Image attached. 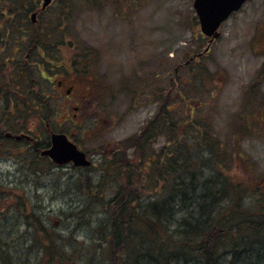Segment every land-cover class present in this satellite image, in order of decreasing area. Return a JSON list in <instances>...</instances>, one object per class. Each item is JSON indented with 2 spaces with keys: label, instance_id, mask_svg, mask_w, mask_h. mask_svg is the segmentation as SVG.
Returning a JSON list of instances; mask_svg holds the SVG:
<instances>
[{
  "label": "trees",
  "instance_id": "trees-1",
  "mask_svg": "<svg viewBox=\"0 0 264 264\" xmlns=\"http://www.w3.org/2000/svg\"><path fill=\"white\" fill-rule=\"evenodd\" d=\"M9 2L5 0L3 6ZM11 2L13 6L8 7L15 8L16 15L18 10L28 14L27 8H34L30 0ZM67 17L65 11L61 12L56 17L58 24L41 27L40 32L29 17H18L8 26V33L10 38L19 36L21 40L17 37V41L3 44L0 39V47L4 45L0 56V164L12 163L15 170H8L3 179L16 187L9 189L0 179V201L15 194L17 198L11 215L0 209V264H264V193L258 204L252 202L254 197L247 194L248 189L233 182L227 163L236 156L242 157L241 150L227 158L209 123L200 127L180 119L173 109L177 103L169 102L170 95L163 99L167 101H163L157 115L130 141L139 156L136 181L134 165L130 163L135 155L131 154L128 162H118L116 153L110 157L102 155L101 174L107 179L106 184L118 187L114 197L102 203L106 191H100L102 184L94 183L89 173L96 163L91 167L73 166L84 172L80 173V181L72 182L77 189L72 192L87 201L85 208L78 202L68 205L72 212L62 215L65 221H73V226H69L73 229L78 222V229L89 232L84 226L92 227V220L85 219L93 200H99L96 205L101 207L106 203V218L88 233L89 244L86 240L84 246L85 242L76 239L72 229L71 242L66 243L59 229L51 222L47 224L49 208L45 209L43 203L31 205L32 195L42 200L52 195L50 191L39 194L42 181L58 176L59 185L53 191L59 193L64 182L61 178L71 176L67 172L74 169L71 164L59 166L42 155L51 146V120L55 122L62 110L59 100L47 97L52 89L47 77L64 73L66 63L59 49L71 39L64 22ZM11 46L27 49V54L31 50L39 79L34 75V65L22 64L9 55ZM192 60L185 66L192 65ZM10 65L15 68L12 74L6 71ZM197 73L192 66L193 80ZM34 88H38V94ZM33 114L38 116V124L27 129V117ZM22 133L31 134L37 144L7 136ZM158 138L165 139V144L158 151L150 150L148 146ZM235 149L236 145L232 151ZM120 164L119 169L114 167ZM96 191L101 195L93 197L91 192ZM147 191L154 195L147 198L142 193Z\"/></svg>",
  "mask_w": 264,
  "mask_h": 264
},
{
  "label": "rangeland",
  "instance_id": "rangeland-1",
  "mask_svg": "<svg viewBox=\"0 0 264 264\" xmlns=\"http://www.w3.org/2000/svg\"><path fill=\"white\" fill-rule=\"evenodd\" d=\"M8 1L7 4L13 6L14 3ZM96 1L98 6H95L94 0H57L45 14V21L39 22L36 27L38 32L41 27H53L58 24L56 17L61 12L68 14L64 22L71 39L59 49L66 63L64 73L59 76L67 81L68 86L76 85V92L84 93L86 87L97 91L98 99L85 104L80 101L78 104L72 98L62 102V110L51 123L53 128L67 133L69 138H77L93 164L96 163L89 173L94 183L102 184L100 191H106L101 202L114 197L118 188L114 183L106 184L107 179L101 174L102 155L110 157L119 154L118 162H128L131 154L135 155L130 163L134 165L136 181L139 156L130 141L157 115L163 101H167L163 99L170 95L169 102H176L180 108H173L180 119H185L188 124L195 122L200 127L209 123L214 138L221 141V147L228 154L227 158L232 152L237 154L236 150H241L242 157L236 156L227 162L232 180L246 187L247 194L254 197L252 202L258 204L260 194L264 193V0H252L230 17L221 26L220 37L211 51L194 61L192 58L208 47V38L201 33L194 0ZM4 2L1 0L0 4ZM64 4L66 6H61ZM8 9L12 11L4 12L0 5V39L3 38V44L17 41L19 37L13 33L16 39L9 37L8 26L15 22L16 15L15 8ZM3 46L0 47V56L4 52ZM21 49L11 46L9 55L18 58L22 64L34 65V75L39 79L35 57L32 54L27 57V49ZM77 59L88 65L87 74L74 72L71 64ZM190 59L192 65L185 66ZM192 66L198 72L194 75L195 80L190 77ZM6 71L12 74L15 68L10 65ZM34 92L38 94V88H34ZM81 105L84 106L80 111L72 109ZM74 113L78 115L75 123H82L80 129L70 122L63 124ZM27 119V129H34L38 116L33 114ZM164 144L165 139L158 138L148 148L158 151ZM234 145L236 149L232 151ZM114 167L119 169L121 164ZM0 168V179L6 183L3 178L7 171L15 169L11 162L6 161L0 164ZM69 172L71 176L61 178L64 182L59 193L53 191L59 185L58 176L42 181L39 194L50 191L52 195L44 200L32 195L31 204L43 203L45 209L49 208L47 224L55 225L68 244L72 229L69 225L74 223L72 220L65 221L62 214L72 212L73 208L71 210L68 206L71 203L78 202L85 208L87 201L72 192H77L72 182L80 181L83 177L80 173L84 171L74 168ZM8 184L6 187L9 189L16 188L14 184ZM142 193L147 198L154 195L152 191ZM98 194L97 191L91 192L93 197ZM15 195L0 201V209L9 212V215L17 201ZM98 201L93 200L94 205L88 211L90 215L85 219L92 220V227L84 226L89 232L96 223L106 218V203L101 207L96 205ZM66 226L69 228L66 229ZM78 226L76 222L72 230L76 239L85 242L83 245L86 246V240L88 244L91 240L87 237L89 232L81 231Z\"/></svg>",
  "mask_w": 264,
  "mask_h": 264
},
{
  "label": "flooded vegetation",
  "instance_id": "flooded-vegetation-1",
  "mask_svg": "<svg viewBox=\"0 0 264 264\" xmlns=\"http://www.w3.org/2000/svg\"><path fill=\"white\" fill-rule=\"evenodd\" d=\"M4 1L5 0H2V2H4ZM30 1L32 4L31 6H33L34 8H31V9L27 8L28 14L25 11H19L18 10L17 12L19 15L15 14L16 17H14V19L16 20L18 17L27 19L28 15H29L31 24H34L37 26L39 24V22L41 23V22L45 21V16H46L45 14L47 12H49V10L53 7V5L56 3L57 0H52L51 3L47 7H44V0H30ZM61 6H66V5L64 4ZM2 8H3L4 12H10V9H8V4H6L5 6H3V4H2ZM234 14L235 13H233L231 15V17ZM207 42H208L207 46L209 47L208 52H205V53L200 52V53L196 54V57L202 58L203 56H205V54H208L211 51L212 45L214 44L215 41H213V43L210 46H209V40ZM30 56H31V50H29V55L27 57H30ZM74 61L75 62H72L71 67L73 68L75 73H81L82 75H85L89 72L88 65L85 64L83 61L78 60V59L74 60ZM76 61H78V63H76ZM26 64L29 66L28 63H26ZM85 67H86L87 71L85 70ZM61 68L62 67H60L59 69H61ZM60 74H62V72ZM60 74L51 75V77H47V78H49V80L51 79L50 85L52 87V89L48 93L47 97H50L52 99L55 98V99L59 100L61 103L72 98V100L77 101L78 104H79V101L81 104H85V103H88L90 101H94V100L98 99L97 98L98 95L96 94L97 91L95 89H88V87H86V91L84 93L76 92L75 91L76 85L68 86L66 84L67 81H65V79L61 78L59 76ZM83 106L84 105H81V107L80 106H73L72 109H74L76 111H80ZM262 110H263V107H262ZM77 116H78L77 113L72 114V116H68V118L66 119L67 121L65 120L63 124L70 122V123L74 124V126H76L80 129V126L82 125V123H78V124L75 123V118H77ZM59 124H60V126H62L61 123H59ZM47 125H48V127H50L49 122L47 123ZM54 133L66 134L67 137L69 138V135L67 133L63 132L62 130L57 129V131H55L53 128V130L51 131V136ZM30 135L26 134V133H22L21 135H16V136H12L11 134H7V136L9 138H14L15 140H18V141L25 140V141H28L30 144L36 145L37 140L32 135L31 136ZM17 137H20V139H17ZM72 138L73 139L69 138V140H71L73 143H75L79 147V149L85 151L82 148V146L80 145V143L78 142L79 140L73 136H72ZM85 153L89 157V155L87 154L86 151H85Z\"/></svg>",
  "mask_w": 264,
  "mask_h": 264
},
{
  "label": "water",
  "instance_id": "water-1",
  "mask_svg": "<svg viewBox=\"0 0 264 264\" xmlns=\"http://www.w3.org/2000/svg\"><path fill=\"white\" fill-rule=\"evenodd\" d=\"M52 0H44V7ZM249 0H195L194 8L198 14L201 31L208 37L217 38L218 28L229 16ZM20 139V137H17ZM59 165L73 162L77 166H89L91 162L76 144L69 141L65 134H53L51 148L44 151Z\"/></svg>",
  "mask_w": 264,
  "mask_h": 264
}]
</instances>
